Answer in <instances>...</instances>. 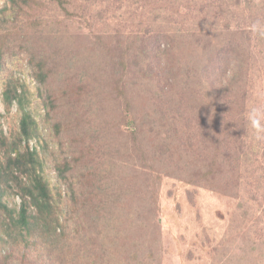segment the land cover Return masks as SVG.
I'll return each mask as SVG.
<instances>
[{
    "label": "rangeland",
    "instance_id": "obj_1",
    "mask_svg": "<svg viewBox=\"0 0 264 264\" xmlns=\"http://www.w3.org/2000/svg\"><path fill=\"white\" fill-rule=\"evenodd\" d=\"M34 1L29 6L37 12L20 15L18 21L21 25L35 17L40 28L20 48L8 49L0 65V133L10 141L19 131L22 113L17 104L8 110L3 104L6 87L13 82L18 93L25 90L26 110L37 127V134L21 140L18 148L37 153L58 221L57 234L62 233L56 240L29 238L21 246L24 264L37 259V264H46L48 251L53 264H70L68 256L87 252V243L98 236L94 226L102 219L116 237L113 225L119 226L121 219L127 226L113 251L117 262L264 264V139L256 140L250 125L243 131L248 144L242 152L234 144L225 149L219 136L201 138L197 122L214 114L206 84L199 81L195 87L194 78L185 84L184 70L175 75L165 70V59L186 69L213 55L208 43L199 42L191 50L192 32L201 26L192 28L191 19L171 23L162 0H101L96 5L88 0H60L61 5ZM193 3L175 0L173 6ZM12 9L10 0H0V23L12 22ZM139 34L145 35L152 53L146 62L151 71H159L157 77L144 61L141 68L147 73L141 75L131 66V57L119 56V45L129 47V39ZM204 45L206 53H199L197 61L194 53ZM29 54L47 58L46 89L35 77ZM259 57L252 96L239 104V110H249L251 102L264 104V63ZM122 69L125 76L119 75ZM166 79L174 82L169 90ZM119 111L145 114L147 119L137 130L119 118ZM232 113L237 120L238 112ZM55 121L61 124L60 136ZM165 123L168 127L162 129ZM92 150L99 153V161ZM63 162L72 169L61 174L58 165ZM4 200L10 208L18 207L13 193ZM9 253L10 264H20L15 250L0 248V257ZM105 253L106 247L101 255Z\"/></svg>",
    "mask_w": 264,
    "mask_h": 264
},
{
    "label": "trees",
    "instance_id": "obj_2",
    "mask_svg": "<svg viewBox=\"0 0 264 264\" xmlns=\"http://www.w3.org/2000/svg\"><path fill=\"white\" fill-rule=\"evenodd\" d=\"M10 1L13 6L12 11L15 12L12 22L2 20L0 23V65L8 49H13L15 46L20 48L31 37L29 35L37 32L40 28L37 24L39 22H36L35 17L32 20H24L21 25H19L20 22L18 21L20 15L25 17L28 13L37 12L29 6V2L35 3L34 0ZM52 1L61 5L60 0ZM88 1L91 5H96L101 0ZM162 1L165 3L164 7L167 10L171 23H182L184 19H191L190 26L192 28L197 25L201 26L194 33L192 32L191 37H193V43H190L192 51L194 50V46L196 48L199 47V42H203L204 44L208 43V47L210 45L213 48V55H206L203 61L196 67L190 63L191 65L187 64L186 69H184L185 65L179 66L174 59H172V63H168V59H165L166 72L175 75V72L179 73L184 70L186 78L182 77V80L185 84L191 78L195 79L192 82L195 84V87L199 85V81L206 84L205 89L207 90V94H211L213 99L214 114L209 117H204L201 122H197L201 138L219 136L218 142L225 149L229 145L234 144L237 147L236 149L242 152L244 146L248 144L243 140L247 136L243 134V131L247 128L245 126L249 125L247 113L251 107L249 110H239V104L244 103L247 97L252 96V88L256 81L255 62L257 56H260L259 60L264 63V36L260 35V32H264V26H261V23L264 22V0H194L193 5L187 7H184V5L174 7L173 3H175V0ZM241 1L243 7H240ZM24 8L26 10H23ZM28 10L30 12H27ZM244 11L245 14H243ZM158 14L164 16L162 13L158 12ZM174 17L181 18V20L178 21ZM197 19L201 21L198 24H194L193 22H196ZM3 23L8 24L4 25ZM254 25L257 31L253 30ZM17 27H19V31L16 30ZM24 31L27 35H21ZM129 40L131 41L129 47L119 45V56L123 58L125 56L131 57V66L141 75L147 73V71L141 68V62L144 61L147 70L157 77L159 71H151L149 63L146 62L151 59L152 53L147 51L145 35L139 34ZM168 42L170 43L171 41ZM205 49L207 48L204 45V47L199 49L197 54L191 50L189 52L194 53L198 61L199 53H202V51L206 53ZM166 51V48L160 51V61L157 65L155 64L157 69ZM29 61L36 69L35 77L37 81L46 89L50 76L49 71L46 69L48 65L47 58L42 59L37 55L31 56L29 54ZM123 69L119 72V75L122 74L125 76ZM113 71L114 73L116 72L115 69ZM119 79L121 80V77ZM173 84L174 82L172 80H165V88L167 90ZM114 88L115 86L112 89ZM78 95L79 93L77 91L74 92L75 97H78ZM47 100L49 101V105H47L52 106L51 95H48ZM120 100L121 96L119 93V110H121ZM126 103L129 106L130 102L127 101ZM3 104L6 110L12 104H17L22 115L19 121V131L11 136L12 139L10 141L0 133V151L2 152V157H0V248L9 247V249L15 250L20 258V264H24L21 246H24L23 244L29 238L32 239L33 236L41 239L50 238V240H56L62 232L57 234L58 230H56L55 224L57 225L58 221L52 209L47 183L40 173L41 162L37 153L35 151L31 152L28 149L21 152L18 148L21 140H29L37 134L35 121L26 110L28 100L25 90H21L18 93L17 86L13 82H9L3 95ZM251 104L254 106L264 105L262 103L257 105L252 102ZM51 108L53 109V107ZM121 111H119V118L125 119L127 125H133L137 130L142 128V123L147 119L145 118V114L138 117L136 112H133V115L130 116L127 111L124 115ZM227 111L238 112L237 120L232 112L227 113ZM158 121L161 123V120ZM53 127L58 136H60V122L55 121ZM166 127H168L166 123L161 124L162 129ZM103 133L106 135L110 131ZM141 133L142 130L139 131V134ZM155 133L159 135L157 131ZM85 136L88 135L85 134ZM261 144L263 145V143ZM257 149L260 151L261 147L258 145ZM92 151L98 160L97 156L99 153L94 152V150ZM164 153H166V150ZM263 157L264 152L262 154ZM76 162L79 163V160ZM256 167L258 168L259 166L256 165ZM71 169L72 165L67 162L58 165V172L61 174ZM9 193H13L19 198L17 208H10L4 200L5 196H8ZM120 220L119 226H117V223L113 225L118 229L119 242L121 235L127 229L126 224ZM94 231L98 236L87 243V252L80 253L77 258L73 257L74 259H70L71 256H68V263L132 264L131 261L126 260H119L117 262L118 259L113 254V251L118 247V237L110 234L103 219L100 221V224L94 226ZM100 242H102L101 247L105 246L107 248V253L102 255L101 253L105 247H96ZM54 246L56 244L51 247ZM50 252L48 251L46 264H49V262L53 264L51 262L52 255ZM96 253L98 257H96ZM12 259L11 253L1 256L0 264H10ZM37 263L38 259L35 264Z\"/></svg>",
    "mask_w": 264,
    "mask_h": 264
},
{
    "label": "clouds",
    "instance_id": "obj_3",
    "mask_svg": "<svg viewBox=\"0 0 264 264\" xmlns=\"http://www.w3.org/2000/svg\"><path fill=\"white\" fill-rule=\"evenodd\" d=\"M253 30L257 31L255 25ZM260 35L264 36V32H260ZM247 120L250 127L254 130L255 139H264V105L251 107L247 113Z\"/></svg>",
    "mask_w": 264,
    "mask_h": 264
}]
</instances>
